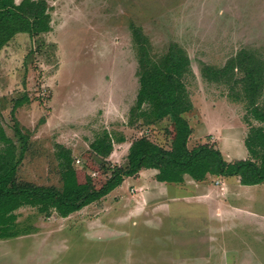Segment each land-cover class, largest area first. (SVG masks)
<instances>
[{
  "label": "rangeland",
  "instance_id": "obj_1",
  "mask_svg": "<svg viewBox=\"0 0 264 264\" xmlns=\"http://www.w3.org/2000/svg\"><path fill=\"white\" fill-rule=\"evenodd\" d=\"M47 1L52 31L20 34L0 51V126L18 145L13 104L24 94L31 99L16 112L31 133L22 178L52 183L57 143L72 149L82 167L104 130L126 137L107 159L112 166H126L131 143L142 136L171 147L169 119L130 124L140 88L134 27L154 59L174 45L190 58L189 148L209 145L229 163L252 159L246 138L261 123L237 58L249 55L264 79V0ZM257 103L264 107V81ZM157 173L127 177L67 218L21 208L22 235L0 239V264H264V183L208 174L200 183L166 185Z\"/></svg>",
  "mask_w": 264,
  "mask_h": 264
},
{
  "label": "trees",
  "instance_id": "obj_2",
  "mask_svg": "<svg viewBox=\"0 0 264 264\" xmlns=\"http://www.w3.org/2000/svg\"><path fill=\"white\" fill-rule=\"evenodd\" d=\"M50 11L47 0H22L20 3L0 0V51L20 33L35 38L51 32ZM134 37L139 49L140 88L130 124L134 125L138 119L150 125L169 119L167 135L171 139V147L165 148L142 136L131 143L127 165L112 166L107 159L115 143L125 142L126 137H116V133L104 130L84 152L82 167L74 165L72 149L57 143L58 163L50 171L52 183L28 181L21 177V172L31 133L24 131L16 112L31 99L29 94L22 95L15 99L11 112L20 144L8 137L0 126L4 144L0 150V239L22 235L17 211L23 207L36 208L45 217L52 216L55 211L58 216L67 218L104 198L125 178L136 176L144 169H156V179L160 182L181 183L186 175L203 181L208 174H224L239 177L243 185L264 183V107L257 103L264 79L257 63L247 54L237 58L236 63L244 71V89L251 99V113L261 123L252 127L246 138L252 159L229 163L220 150L209 145L189 148L193 128L187 113L194 106L187 78L194 73L185 50L174 45L163 58L156 60L151 56L148 40L140 28L134 27ZM94 156L101 161L100 164ZM106 174L110 176L105 177Z\"/></svg>",
  "mask_w": 264,
  "mask_h": 264
},
{
  "label": "crops",
  "instance_id": "obj_3",
  "mask_svg": "<svg viewBox=\"0 0 264 264\" xmlns=\"http://www.w3.org/2000/svg\"><path fill=\"white\" fill-rule=\"evenodd\" d=\"M20 34H23V33H20ZM20 34H18V35H20ZM18 35H16V36H18ZM16 38V37H15ZM14 38V39H15ZM13 39V40H14ZM126 142V141H125ZM122 143H124V142H122ZM210 177V176H209ZM187 178H190L191 180H193L194 182H197V183H200V182H203V181H205V180H203V181H196V180H194L191 176H189V175H186L185 176V180L187 179ZM185 180H184V182H185ZM158 181V180H157ZM158 182H160V181H158ZM184 182H181V183H170V182H160V183H163V184H166V185H169V184H177V185H181V184H183ZM167 205V204H166ZM233 208L232 209H236V207H234V206H232ZM232 209H230V210H228V211H230L232 214H234V211L232 210ZM218 210H220V212H223V209L222 208H220V209H218ZM217 210V211H218ZM216 213V212H215ZM216 214H218V212L216 213ZM219 214H221V213H219ZM239 218V217H238ZM232 220V219H231Z\"/></svg>",
  "mask_w": 264,
  "mask_h": 264
}]
</instances>
